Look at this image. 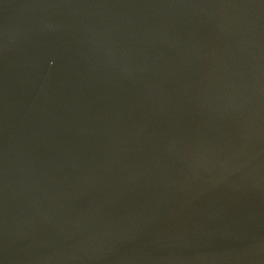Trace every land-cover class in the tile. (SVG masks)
<instances>
[{
  "label": "water",
  "instance_id": "obj_1",
  "mask_svg": "<svg viewBox=\"0 0 264 264\" xmlns=\"http://www.w3.org/2000/svg\"><path fill=\"white\" fill-rule=\"evenodd\" d=\"M0 264H264V0H0Z\"/></svg>",
  "mask_w": 264,
  "mask_h": 264
}]
</instances>
